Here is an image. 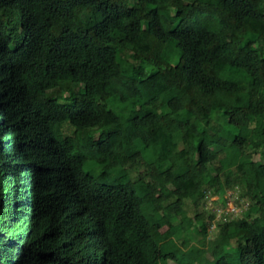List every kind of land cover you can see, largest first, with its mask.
I'll return each instance as SVG.
<instances>
[{"label": "trees", "instance_id": "trees-1", "mask_svg": "<svg viewBox=\"0 0 264 264\" xmlns=\"http://www.w3.org/2000/svg\"><path fill=\"white\" fill-rule=\"evenodd\" d=\"M262 128L264 0H0V264L166 263L192 225L202 264L186 209L228 190L212 264H264Z\"/></svg>", "mask_w": 264, "mask_h": 264}, {"label": "rangeland", "instance_id": "rangeland-1", "mask_svg": "<svg viewBox=\"0 0 264 264\" xmlns=\"http://www.w3.org/2000/svg\"><path fill=\"white\" fill-rule=\"evenodd\" d=\"M122 4L127 5L128 4V0H119ZM173 48V44L171 43L168 46V50H171ZM113 118V114L112 113H108L105 116V120L103 123V130L106 134L109 133V121ZM213 130L218 133L221 136H224L225 133L227 132V128H224L222 126L219 125H213ZM260 131H264V128L259 129ZM178 142H179V136L173 135L170 138H168L167 140L164 141L163 144V148L158 151L155 154V158L158 161H162L164 159H166L168 156H170L171 154L175 153L177 148H178ZM122 155V153H121ZM123 156V155H122ZM255 164H258V158H254L253 160ZM252 164L251 161H247L245 162V165L248 166ZM169 178V175H167ZM230 195V194H229ZM235 198H233V196L231 195V199L232 201H227L228 198L226 196V193H222L221 195H217V196H212L211 198L206 199L201 205L195 207L192 205H189L186 209V214L187 217L192 220L194 213H200L203 215L204 220L208 223L207 226V235L205 238V242H204V255L206 256V258H208L206 261L204 260L202 262V264H212L213 261V257H212V251H213V247H214V242L216 241V239L219 236L220 233V229L218 226H216V223H220V222H226L227 217H231V215H226L223 214L221 215L222 212L227 213L229 211H234L236 214H240V207L245 208V201L240 200V205L239 207H235L234 203L235 200H237V194L234 195ZM236 204V203H235ZM216 213V215H215ZM210 215H214V218L211 220V224L209 225V218L208 216ZM221 215V217H220ZM262 224H264V217L263 220L261 222V226ZM196 227V228H195ZM197 226L192 225L191 230L189 231H184L183 233L180 234V238L179 240H172V242H170L167 245H164V248H167V246L177 243L178 248L173 249L174 250V254L176 255V259L175 260H168L166 263H163L162 260H160V262L158 264H184L183 260L186 258V252L185 249H183L182 247V242L186 241L188 244L191 245H197L198 240L201 239V235H195L196 229H198ZM261 228V227H260ZM166 228H162L161 232L165 231ZM221 240L223 241V243H227L231 240V237L229 235L227 236H223L221 237ZM159 242H162L163 239L160 238L158 240ZM181 241V242H180ZM170 250V248H168ZM167 249V250H168ZM227 249V250H226ZM224 253H228L229 256L231 257L230 262L232 264H236L237 263V253L235 252V249H233V246H229L227 247Z\"/></svg>", "mask_w": 264, "mask_h": 264}, {"label": "built area", "instance_id": "built-area-1", "mask_svg": "<svg viewBox=\"0 0 264 264\" xmlns=\"http://www.w3.org/2000/svg\"><path fill=\"white\" fill-rule=\"evenodd\" d=\"M226 193V196H227V198H228V200L227 201H232V199H231V195L233 196V193H232V191H230V190H228V191H226L225 192ZM230 194V195H229ZM211 198V197H210ZM233 202V201H232ZM235 205V204H234ZM236 207V206H235ZM238 208V207H237ZM223 214H226L227 216L228 215H231V214H236L233 210L232 211H229V212H227V213H224V212H222L221 213V215H223ZM215 215H216V213H215ZM221 215H220V217H221Z\"/></svg>", "mask_w": 264, "mask_h": 264}]
</instances>
